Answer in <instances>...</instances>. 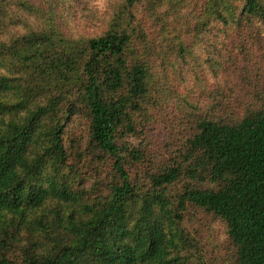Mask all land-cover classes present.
I'll return each instance as SVG.
<instances>
[{"label":"trees","instance_id":"16d2710c","mask_svg":"<svg viewBox=\"0 0 264 264\" xmlns=\"http://www.w3.org/2000/svg\"><path fill=\"white\" fill-rule=\"evenodd\" d=\"M90 1L0 0V264H264V0Z\"/></svg>","mask_w":264,"mask_h":264},{"label":"rangeland","instance_id":"374dc122","mask_svg":"<svg viewBox=\"0 0 264 264\" xmlns=\"http://www.w3.org/2000/svg\"><path fill=\"white\" fill-rule=\"evenodd\" d=\"M90 3L92 5V7L97 9V10H101L104 6V0H91Z\"/></svg>","mask_w":264,"mask_h":264}]
</instances>
